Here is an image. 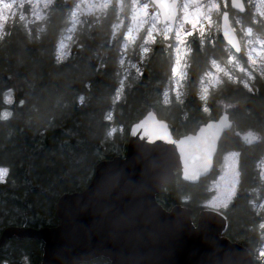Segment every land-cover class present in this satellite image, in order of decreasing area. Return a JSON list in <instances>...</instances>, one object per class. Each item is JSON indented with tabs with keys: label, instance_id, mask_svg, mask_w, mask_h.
Segmentation results:
<instances>
[{
	"label": "trees",
	"instance_id": "1",
	"mask_svg": "<svg viewBox=\"0 0 264 264\" xmlns=\"http://www.w3.org/2000/svg\"><path fill=\"white\" fill-rule=\"evenodd\" d=\"M76 1L56 0L46 18L28 26L18 19L10 22L0 38V168L7 169L0 182V236L9 226H57L59 198L86 189L101 161L124 156L131 127L148 113L168 121L176 137L195 133L226 114L232 125L220 140L212 173L194 183L177 170L156 198L167 210L179 204L190 207L197 223L223 156L238 152L241 184L231 205L222 210L228 221L225 235L255 256L263 229L251 190L257 185L256 165L264 152V78L259 76L249 91L240 81L225 77L204 98L203 75L213 59L225 62L229 54L217 33L203 45L191 38L186 88L180 99L175 94L172 103L165 98L170 60L159 47L149 64L143 62L142 70L129 75L122 86V37L120 32L113 34L119 18L115 9L99 20L79 24L69 55L58 57L59 41L70 25L69 9ZM174 62L172 50V67ZM10 91L13 101L8 103ZM111 128L116 129L113 134ZM252 133L260 135L259 142L250 143ZM43 253L42 240L14 235L0 246V264H42ZM80 264H110V260L98 257Z\"/></svg>",
	"mask_w": 264,
	"mask_h": 264
},
{
	"label": "water",
	"instance_id": "2",
	"mask_svg": "<svg viewBox=\"0 0 264 264\" xmlns=\"http://www.w3.org/2000/svg\"><path fill=\"white\" fill-rule=\"evenodd\" d=\"M239 2L243 10L233 7V0L230 8L244 14L245 0ZM223 12L220 33L231 47L224 30L234 27L229 12L227 21ZM235 36L240 51L231 48L239 54L237 31ZM231 125L224 114L195 133L176 137L168 121L148 113L131 127L124 156L101 161L86 189L59 198L57 226H9L0 246L14 235L40 239L42 264H80L98 257L110 264H256L247 247L225 235L224 213L204 209L194 223L190 207L179 204L167 210L156 198L177 170L194 183L209 176Z\"/></svg>",
	"mask_w": 264,
	"mask_h": 264
},
{
	"label": "rangeland",
	"instance_id": "3",
	"mask_svg": "<svg viewBox=\"0 0 264 264\" xmlns=\"http://www.w3.org/2000/svg\"><path fill=\"white\" fill-rule=\"evenodd\" d=\"M248 1V2H247ZM6 2L13 3V8L11 11L5 10L3 8H0V12L3 13V15L6 17L4 20H0V25H2V28H0V38L4 35L5 27L8 23L13 22L18 19L20 22H25V24L28 26L31 22L34 21H42L44 18H46V14L49 10V8L43 7V0H39V7L36 6V0H6ZM76 2H79L77 0ZM87 2V0H86ZM92 2H96V0H92ZM150 2V0H140V3H146ZM202 2H207V0H202ZM229 0H216V3L220 5V11L219 13L216 12V10H213L212 19L214 21L213 25L209 28L207 24H205V43L208 40V37L210 36L212 40H214V36L217 35V33L220 32V15L223 11L230 10ZM247 6L253 10H255L258 14H260L262 11H264V2L262 0H246L245 1ZM131 0H124L125 7L120 11L118 21L115 24L114 32L115 33H121L122 37V59L123 64H121V85L125 83L126 79L131 74H138L140 70H142V64L144 62V58L141 60V44L143 43L141 36L145 34V29H140L139 33L135 32V25L131 19L132 16V9L130 8ZM251 7L249 6V4ZM154 9L149 8V11H153ZM38 13L40 15V19L38 20L33 13ZM237 12V11H236ZM238 13V12H237ZM103 12L98 11H83L78 12V18L82 21V23L89 22L90 20L96 21L101 18L103 15ZM240 14V13H239ZM261 15V14H260ZM23 17V18H21ZM70 17V16H69ZM70 19V18H69ZM239 20L241 23H236V21ZM232 25L236 29V31L241 32V41L242 45L245 46V55L243 58H238L235 54L232 53V50L227 46L229 49V54L233 55L235 59L232 61L231 64L228 63L226 60L225 62L218 61L221 66H227L228 69L231 71L232 75L236 77L235 81H243L244 83H247L249 87L251 88V78H252V72L251 67L253 63L249 62V54L253 57V59L256 61L261 68H264V45H261L259 43L260 40H264V25H262L259 21L256 23L260 25L259 31L257 29H253L251 35H248L243 29H246L248 27H252L249 24L246 23L245 16L244 18L239 15H235L232 18ZM81 23V24H82ZM79 24H76L73 26L72 21L70 20V25L68 26V29L63 34L61 40L58 44V57L60 59H64L69 55V48L71 45V41L74 36V32L77 29ZM129 27H133L134 29V35L136 36L134 41H129L127 44H125V38L124 33L128 30ZM147 25H145V28ZM157 38H162L161 36H157ZM191 38H195L200 41V37L194 33L192 36L187 38V43L190 45ZM163 39V38H162ZM175 41L172 40V50L174 53L175 62L176 64V53L174 51ZM251 48H256V52L250 53ZM189 51L183 50L181 55V62L177 66L178 71L177 74L174 76L172 73V94H175L176 98H181L183 94L185 93L186 88V76H187V66L189 62ZM145 53H143L144 57ZM239 64V67H234L235 64ZM135 65V66H133ZM241 68L245 69L246 71H241ZM139 69V71H137ZM184 74V78L181 79V74ZM227 77L224 72L218 71L215 67L212 68L206 72L202 79H201V92L203 97H207L208 93L211 92L213 89L220 86L224 78ZM262 77V76H260ZM228 78V77H227ZM264 78V77H262ZM243 83V84H244ZM170 88V87H169ZM121 88L118 94L121 93ZM179 93V97L178 94ZM169 89L165 92V98L168 99ZM5 100L8 103H11L13 101V91H10L6 93ZM115 128H111L110 134H113L115 132ZM253 134V139H251L250 143L255 144L260 141V135L256 133ZM222 159V164L220 167V171L218 172L217 176L211 181L209 186V191L211 192V196L209 200L205 203L207 207H211L213 210L221 209V207L224 206L226 201L224 200V194L229 191L228 187L230 184L235 182L234 188H232L233 194L231 195L233 197L234 193H236V188L238 186V178H239V155L237 152L230 151L227 152ZM257 171H258V179H257V185L252 188L251 193L254 195L253 197V206L254 208L260 213L261 215V224L259 225L260 229H263V241L260 248L255 252V259L259 262V264H264V259L259 257V252L261 250H264V227H261L262 224H264V152L261 154L260 158L257 161ZM7 175V172L3 174V177L0 178V181H3ZM231 196L229 198H231ZM227 198V200L229 199ZM223 201V202H222ZM223 209V208H222Z\"/></svg>",
	"mask_w": 264,
	"mask_h": 264
},
{
	"label": "snow or ice",
	"instance_id": "4",
	"mask_svg": "<svg viewBox=\"0 0 264 264\" xmlns=\"http://www.w3.org/2000/svg\"><path fill=\"white\" fill-rule=\"evenodd\" d=\"M264 2V0H262ZM56 0H43L44 8L54 7ZM36 6L39 7V0H36ZM130 8L132 9L131 19L135 25V32L139 33L140 29H145V34L141 36L143 43L141 44V60L144 58L143 53H147L149 48L146 46L149 43H154L157 39V36H161L164 41H175L174 51L176 53V64L172 67V73L175 76L178 71V65L181 62V55L183 50L191 51V47L187 43V38L196 33L200 37V44L205 43V24L209 28L213 25L214 21L212 19L213 10H216L217 13L220 11V5L216 3V0H207V2H202V0H150V2L140 3V0H131ZM125 7L124 0H79L75 2L69 9L70 11V20L72 21L73 26L76 24H81L82 21L78 18V12L83 11H98L103 12L105 15L110 9H115L116 15L119 16L120 11ZM233 7L243 10V5L239 0H233ZM0 8L11 11L13 8V3L6 2V0H0ZM149 8L154 9L149 11ZM261 16H264V11H262ZM36 18L39 20L40 15L38 13H33ZM228 12H223V18L225 21L228 19ZM23 18V17H21ZM6 17L0 12V20H4ZM236 23H241L237 20ZM145 25L147 27L145 28ZM115 27V26H114ZM2 28V25H0ZM234 28H226L224 30V37L231 45L232 48H235L237 51H240V44L236 39ZM248 35H251L253 29L248 27L243 29ZM115 35V32L113 33ZM125 38V44L129 41H134L136 36L134 35L133 27H129L128 30L123 34ZM209 42H211V37H208ZM259 43L264 45V40H260ZM256 48H251L250 53L256 52ZM235 57L231 54H228L227 61L229 64ZM249 62L255 64V60L249 54ZM123 64V59L120 61ZM213 67L218 71L224 72L228 77L229 81H235L231 71L227 66H221L217 60L213 59L211 61ZM135 66V65H133ZM234 67H239V64H235ZM139 71V69H137ZM241 71H246L241 68ZM184 78V74H181V79ZM241 83H244L241 81ZM244 87L249 88V91L252 89L247 83H244ZM179 97V93L177 94ZM83 97H81V100ZM116 99H119V95L116 96ZM22 104L23 101H20ZM207 110V109H205ZM7 115V113L5 114ZM7 172L6 168H0V178L3 177V174ZM187 174V173H186ZM235 182L230 184L229 191L224 194V200H227L233 192ZM223 202V201H222ZM264 227V224L261 225ZM259 257L264 259V250L259 252Z\"/></svg>",
	"mask_w": 264,
	"mask_h": 264
},
{
	"label": "flooded vegetation",
	"instance_id": "5",
	"mask_svg": "<svg viewBox=\"0 0 264 264\" xmlns=\"http://www.w3.org/2000/svg\"><path fill=\"white\" fill-rule=\"evenodd\" d=\"M246 1V0H245ZM248 2V1H247ZM247 4V3H246ZM249 4V3H248ZM249 6L251 7V5L249 4ZM247 11H249L248 16H249V21H250V26H252V29H257L259 31L260 29V25L257 24L256 22L259 21L262 25H264V16H261L260 14H258L255 10L253 9H248ZM230 14V18L232 21V18L235 15H239L242 16L244 18V16H247V13L244 14H239L234 10H229L228 11ZM240 39H241V32L237 31ZM242 42V41H241ZM149 48V51L147 53H145L144 55V62L149 64L151 58L153 57L155 50L159 47L162 48L163 52L165 55H167L169 57L170 60V82H169V100L172 103V40L171 41H164L162 38H157L156 41L154 43H149L148 45H146ZM245 55V46L243 45V49H242V53L237 55L238 58H243ZM251 72H252V78H251V87L254 88V84L258 81L261 80L259 79V76L264 77V68H261L257 63L253 64L251 67ZM242 137H244V134H240ZM250 139H253V137H251ZM238 153V152H237ZM239 155V153H238ZM224 158V157H223ZM238 186L236 188V193H234L233 197L231 196V198H229L228 200H225L226 203L224 204L223 207H221V209H227L231 203L233 202L239 186H240V167H239V178H238ZM229 189V187H228Z\"/></svg>",
	"mask_w": 264,
	"mask_h": 264
}]
</instances>
